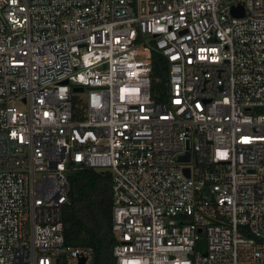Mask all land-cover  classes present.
Returning a JSON list of instances; mask_svg holds the SVG:
<instances>
[{"label":"built area","instance_id":"built-area-1","mask_svg":"<svg viewBox=\"0 0 264 264\" xmlns=\"http://www.w3.org/2000/svg\"><path fill=\"white\" fill-rule=\"evenodd\" d=\"M261 109L264 0H0V264H93L72 165L111 175L116 264H264Z\"/></svg>","mask_w":264,"mask_h":264},{"label":"trees","instance_id":"trees-1","mask_svg":"<svg viewBox=\"0 0 264 264\" xmlns=\"http://www.w3.org/2000/svg\"><path fill=\"white\" fill-rule=\"evenodd\" d=\"M150 59L151 75L161 80L151 85L152 97L158 101L165 97L168 63L155 51H151ZM67 182L68 202L62 210L65 244L90 246L94 253L93 264H116L112 255L116 238L111 229L110 173L72 165L67 172Z\"/></svg>","mask_w":264,"mask_h":264},{"label":"water","instance_id":"water-1","mask_svg":"<svg viewBox=\"0 0 264 264\" xmlns=\"http://www.w3.org/2000/svg\"><path fill=\"white\" fill-rule=\"evenodd\" d=\"M235 14H237L236 11H235ZM74 90H80V88L79 89L78 88H74ZM187 158H188V154H185L184 156H181L179 159L187 160ZM185 171L187 172V169H185Z\"/></svg>","mask_w":264,"mask_h":264},{"label":"rangeland","instance_id":"rangeland-1","mask_svg":"<svg viewBox=\"0 0 264 264\" xmlns=\"http://www.w3.org/2000/svg\"><path fill=\"white\" fill-rule=\"evenodd\" d=\"M140 55L144 56V55H146V52L143 50H140Z\"/></svg>","mask_w":264,"mask_h":264}]
</instances>
